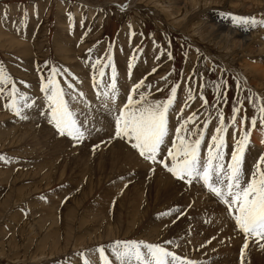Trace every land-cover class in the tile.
Here are the masks:
<instances>
[{"label":"rangeland","instance_id":"1","mask_svg":"<svg viewBox=\"0 0 264 264\" xmlns=\"http://www.w3.org/2000/svg\"><path fill=\"white\" fill-rule=\"evenodd\" d=\"M194 2L198 4L192 10ZM253 3L252 0H0V66L6 68L18 87L28 92L30 102H34L32 108L24 109L28 119H20L3 107L5 101L0 97V154L10 158L9 163L0 161V264H83L81 252L92 264H100L95 252L99 245L105 246L109 258L117 264L108 246L118 239L171 241L166 245L170 250L198 264H239L243 237L234 231V222L226 215L224 205L209 196L196 181L188 185L159 165L152 166L155 170L151 171L149 163L124 141L116 139L107 143L114 112L103 107L105 98L99 93L111 82L113 65L121 100L131 85L142 78L152 86L142 90L150 91L155 99L166 98L171 85H178L176 101L169 111L168 142L174 138L177 122L195 112L196 118L189 128H202L204 120H209L201 146L202 154L206 153L207 141L218 124L217 110L222 109L228 127L225 159L229 160L235 140L239 139V121L236 127L228 124L233 103L243 101L251 117L255 113L245 96L264 97V70L258 68L264 67V26L246 33L252 40H246L241 47L238 35L224 43L221 34L216 41L206 21L213 19L216 10L229 20L231 17L227 14H233L230 9L248 13L243 12L246 8L253 12ZM171 6L184 8L183 17H167L165 14L169 8L172 10ZM193 11L191 24L179 26L185 15L189 17ZM110 45L111 64L106 62ZM90 48L91 53L87 51ZM98 58L104 63L93 69L92 64ZM51 66L67 68L77 78L81 76L74 82L76 90L83 88L91 106L84 109L83 102L70 100V103L78 107L79 119L89 117L87 127L92 131L80 144L58 135L40 115L46 109L42 107L39 79L48 75ZM100 68H104L103 77L99 76ZM153 68L157 69L154 73ZM94 72L99 88L93 86ZM58 79L63 85L64 78ZM222 80L227 81L222 85L227 90V99L217 103L215 85ZM21 81L28 87L21 85ZM189 87L196 98L185 107ZM201 92L207 97L206 106L199 99ZM243 111L242 108L241 114ZM244 127L251 128L250 121ZM257 132L264 134V126L259 121L252 128L246 146L245 172H250L255 160L264 153V137L257 140V135L254 136ZM101 140L106 143L100 144ZM94 144H99L95 150ZM121 148L130 153L132 160L138 159L133 167L127 161L118 160L121 155L117 151ZM108 154L117 155L109 158ZM140 161L144 164L138 165ZM166 184L170 185L168 191L163 187ZM191 187H194L192 192ZM135 207L140 212H134ZM168 210H172L170 215L163 214ZM197 213L205 225L194 216ZM212 217L221 221L216 222ZM198 236L203 237L199 240ZM256 252L264 255V249L250 241L246 264H255Z\"/></svg>","mask_w":264,"mask_h":264},{"label":"snow or ice","instance_id":"2","mask_svg":"<svg viewBox=\"0 0 264 264\" xmlns=\"http://www.w3.org/2000/svg\"><path fill=\"white\" fill-rule=\"evenodd\" d=\"M227 15L231 17L234 25L264 26V17L258 19L255 15L231 13ZM87 51L91 53L92 49ZM112 60L110 45L106 62L111 64ZM101 63L104 61L98 58L92 64V68L96 69ZM128 67L131 70V62ZM156 70L153 68L151 71L154 73ZM104 75V68H100L99 76ZM58 77L64 78L63 85ZM77 79L69 69L51 66L48 75H42L39 79V91L43 94L42 107L46 109L41 111L40 115L47 119L58 135L69 137L73 143L80 144L86 139V135H91L92 129L87 127L86 118H78L80 112L70 103V100L83 102L85 108L90 103L85 99L84 92L76 90L74 82ZM92 79L93 86L99 88L95 72ZM226 83L227 81L222 80L215 85L217 103L226 102L227 90L222 88V85ZM20 84L25 88L28 87L25 81H21ZM151 87V84H146L145 79L142 78L131 85L125 93V98L121 100L117 70L114 65L112 66L111 82L105 85V91L99 93L105 98L102 101L103 107L109 112H114L112 132L107 143L116 139L122 140L134 153L149 163L151 171L155 170L152 166L159 165L174 178L188 185L194 181L200 183L209 196L224 205L226 215L234 222V231L242 235L243 244L239 249V264H246L245 257L250 241L264 249V153L255 160L250 172H245L243 169L251 130L258 121L261 126H264V97L258 94L245 96L244 99L251 103L255 113L251 117H248L243 101L233 103L228 124L236 127L239 121V139L235 140L230 159L226 160L224 148L228 127L222 109L217 110L218 124L210 140L207 141L206 153L202 154L201 146L205 140V129L208 127L209 120H204L202 128L192 129L189 128V124L195 120L196 113L192 112L186 118L182 117L177 122L174 138L169 143V111L176 101L178 85L172 84L166 98L163 99H155L150 91L142 90ZM200 87L202 88L203 85ZM157 91L160 89L157 88ZM0 97L5 101L3 104L5 109L10 110L20 119H28L24 109L32 108L34 102H30L28 92L18 87L14 78L3 66H0ZM195 98L193 90L189 87L184 106L187 107L188 102ZM199 99L203 105L208 104L207 97L202 92ZM242 108L243 114H241ZM180 112H183V108ZM249 121L251 128H245L244 125ZM104 143H106L104 140L100 141V144ZM98 147L99 144L92 145L93 150ZM0 161L9 163L10 158L0 154ZM171 212L172 210H168L163 214L170 215ZM183 214L181 211L180 215ZM171 243V241L157 243L118 239L111 242L108 247L117 264H198L197 261L170 250L166 245ZM95 252L99 255L100 264H114L113 259H110L106 253L104 245H99ZM79 255L84 257L83 264H92L90 258L83 252Z\"/></svg>","mask_w":264,"mask_h":264},{"label":"bare ground","instance_id":"3","mask_svg":"<svg viewBox=\"0 0 264 264\" xmlns=\"http://www.w3.org/2000/svg\"><path fill=\"white\" fill-rule=\"evenodd\" d=\"M252 1H254V3L252 4L253 6H252V10H253V12L251 11V10H249V9H246L245 8V10H243V12H248V13H241V12H238V10H232V9H230L232 12H233V14H235V15H255L258 19L259 18H261V17H264V0H252ZM198 3L197 2H194L192 5H191V7H193V9L192 10H194L195 8V6L197 5ZM240 4V3H239ZM172 7V10H170V8L168 9L169 10V12L167 13V14H165L167 17H170V16H175V18L174 19H178L180 16H182L183 17V12H184V8H182V9H179L178 7H174V6H171ZM186 7H188L187 5H186ZM199 8V7H198ZM189 10H187L186 11V13L188 12ZM196 12V11H195ZM214 12V14H213V19H212V14L210 13V16L209 17H211V21H206L207 23L206 24H208L207 25V29L209 30V31H211V32H213L214 34H215V37H216V41H217V39H219L220 38V36H221V34H223L224 36H223V38H220L221 39V41H224V43H228L229 42V38L231 39V40H233V38H234V36H239L240 38L238 39V41L240 42L239 44H241V47H243V45L244 44H246L247 43V41L246 40H252V38H248V36L246 37V33H249V31L250 30H254L256 27H252V26H250V25H243V24H239V25H234L233 23H232V21L231 20H229L228 19V17L225 15V14H223V13H217V10L216 11H213ZM193 13H194V11L192 12V14H190L189 15V17L187 16V14L185 15V17H184V20L182 21V23L180 22V23H178V25L180 26L181 24L182 25H184V26H188V25H190L191 24V15H193ZM196 15V14H195ZM193 18V17H192ZM177 21V20H176ZM214 21V22H213ZM185 22V23H184ZM184 23V24H183ZM258 26H260V25H258ZM261 28H263V26H260ZM206 29V30H207ZM260 29V28H259ZM201 30V29H200ZM261 30H263V29H261ZM256 31V30H255ZM264 31V30H263ZM262 31V32H263ZM261 32V33H262ZM69 35V34H68ZM261 35H263V34H261ZM260 37V36H259ZM264 37V36H263ZM262 37V38H263ZM259 39H261V38H259ZM264 39V38H263ZM215 41V40H214ZM220 41V42H221ZM259 42V41H258ZM235 45V44H234ZM223 46V45H222ZM227 46V45H226ZM235 46H237V43H236V45ZM248 47V46H247ZM256 49V48H255ZM264 51V50H263ZM262 51V52H263ZM151 52V51H150ZM264 53V52H263ZM263 53H261V54H263ZM260 54V55H261ZM145 58L147 57L146 55H143ZM263 56V55H262ZM256 57H258V56H256ZM116 58H119V57H117L116 56ZM115 59V58H114ZM115 63H117V62H115ZM145 63V61L144 62H142L141 64L143 65ZM147 63V62H146ZM257 63V62H256ZM251 66H253V65H251ZM263 66V65H262ZM256 68V67H255ZM258 68H259V70L261 69L262 71L264 70V67H261V66H258ZM84 70V69H83ZM130 71V70H129ZM81 73V72H80ZM264 73V72H263ZM81 77V76H80ZM80 77H78V78H80ZM83 81H85V80H83ZM86 82V81H85ZM82 83V82H81ZM80 85H82V84H80ZM83 86V85H82ZM88 87V86H87ZM90 88V87H89ZM88 88V90H90ZM82 91H83V88H82ZM85 91V90H84ZM90 93V92H89ZM88 93V94H89ZM87 94V95H88ZM91 94V93H90ZM89 96H92V95H89ZM93 96H94V94H93ZM125 96V95H124ZM88 98V97H87ZM94 98V97H93ZM100 98H102V97H100ZM91 99V98H90ZM89 99V100H90ZM87 100V99H86ZM97 100H99V97H98V99ZM91 102H93L92 100H91ZM100 102V101H99ZM79 103V102H78ZM97 103V102H96ZM75 104V103H74ZM81 104V103H80ZM89 104H91V103H89ZM77 106V105H76ZM82 106V105H81ZM91 105H89L88 107H90ZM76 108H78V107H76ZM80 109H82L81 107H80ZM84 109H86V108H84ZM83 109V110H84ZM95 109V108H94ZM172 109V108H171ZM89 110V109H88ZM104 110V109H103ZM93 112V111H92ZM87 113H88V111H87ZM91 113V112H90ZM83 114V113H82ZM92 114V113H91ZM83 115H85V114H83ZM88 115V114H87ZM90 115V114H89ZM99 116V115H98ZM88 117V116H87ZM86 117V118H87ZM92 117V116H91ZM104 117V116H103ZM89 118V117H88ZM100 118V117H99ZM102 118V117H101ZM85 119V118H84ZM94 119H96V118H94ZM89 120V119H88ZM92 121L94 122V120L92 119ZM96 123H97V121H95ZM94 122V123H95ZM41 123V122H40ZM90 124V123H89ZM109 126V125H108ZM31 127V126H30ZM49 128V127H48ZM112 130V129H111ZM105 133V132H104ZM102 134V133H101ZM108 135V134H107ZM257 135V140H259V139H262L264 136V134H262V133H259V132H257V134H255L254 136H256ZM33 138V137H32ZM56 139V138H55ZM60 142H62V141H60ZM118 144V143H117ZM58 145V144H57ZM50 146V145H49ZM120 147H121V145H120ZM120 147H117V148H120ZM50 148V147H49ZM59 148V147H58ZM47 149V148H46ZM48 150V149H47ZM114 150V149H113ZM117 150V149H116ZM118 150H120V151H117V152H119L120 153V155H121V157H120V159L118 158L119 156H117V158H118V160H120V161H127V162H129L130 164H132V167H133V165H134V163L135 162H137L138 161V159H135V158H133V160H132V158H131V155H130V153L129 152H127V150H123V148H121V149H118ZM60 151H61V149H60ZM63 151V150H62ZM108 151V150H107ZM110 153H111V151H110ZM114 153V152H113ZM102 155V154H101ZM105 155H106V158L108 157L107 156V154L105 153ZM109 155V154H108ZM111 155L112 154H110L109 156V158H111ZM115 155V154H114ZM114 155H112V156H114ZM117 155V154H116ZM116 155H115V157H116ZM103 157H105L104 156V153H103ZM115 157H112V158H115ZM108 158V159H109ZM117 158H115V159H117ZM105 159V158H104ZM110 160V159H109ZM112 160V159H111ZM135 161V162H134ZM143 162V161H142ZM142 162L140 161V164H138V165H141L142 164ZM144 164V163H143ZM142 164V165H143ZM139 168H141V167H139ZM243 168H246L244 165H243ZM128 170V169H127ZM138 170V169H137ZM128 172V171H127ZM135 173V172H134ZM128 174V173H127ZM137 175V174H136ZM130 176V175H129ZM168 176V175H167ZM168 178V177H167ZM157 180H159L158 178H156ZM113 180V179H112ZM124 182V181H123ZM160 182V181H159ZM158 182V183H159ZM164 182V181H163ZM166 182H168V181H166ZM121 183V182H120ZM154 183V182H153ZM177 184V183H176ZM155 185V184H154ZM160 186V185H159ZM177 186V185H176ZM156 187V186H155ZM164 188H165V190L166 191H168L169 189H170V185L169 184H166V185H164L163 186ZM194 187H191V192H192V189H193ZM159 189H160V191H162V187H159ZM110 191V190H109ZM117 191V190H116ZM87 192V191H86ZM107 194H108V192H107ZM164 194V193H163ZM191 194H193V195H195L196 193H191ZM197 194H199V193H197ZM135 195V194H134ZM123 196H125V195H123ZM197 196V195H196ZM199 196H200V194H199ZM186 197V196H185ZM193 197V196H192ZM120 198V197H119ZM174 198V197H173ZM189 198V197H188ZM197 198H198V196H197ZM135 199H137V198H135ZM140 199V198H139ZM138 201V200H137ZM136 202V201H135ZM184 202V201H183ZM198 202H199V200H198ZM197 202V203H198ZM203 202H205V201H203ZM217 203V202H216ZM137 204V203H136ZM202 204H204V203H202ZM201 204V202H200V205H202ZM206 204H207V202H206ZM212 204V203H211ZM123 205V204H122ZM139 205V204H138ZM213 205V204H212ZM212 205H210V206H212ZM215 205V204H214ZM198 206H199V204H198ZM204 206V205H203ZM203 206H201L202 208H204ZM209 206V205H208ZM130 207V206H129ZM128 207V208H129ZM196 207V206H195ZM206 208V207H205ZM133 209V208H132ZM196 209V208H195ZM206 209H209V208H206ZM216 209V208H215ZM219 209V208H218ZM221 209V208H220ZM135 210H137L136 209V207H135V209H134V212H135ZM198 210V209H197ZM203 210H205V209H203ZM202 210V211H203ZM212 210H214L213 208H212ZM212 210H210V211H212ZM138 211V210H137ZM201 210H199V212H200ZM209 211V210H208ZM207 211V212H208ZM209 211V212H210ZM221 211V210H220ZM138 212H140V211H138ZM144 212H145V210H144ZM193 212H195V211H193ZM203 212H205V211H203ZM222 212V211H221ZM141 213H142V211H141ZM196 213V212H195ZM195 213H191V214H195ZM199 213H197V215H194V216H199L198 215ZM201 214H202V212H201ZM200 214V215H201ZM209 214V213H208ZM208 214H206V215H208ZM221 214V213H220ZM220 214H219V216H220ZM203 215V214H202ZM218 215V214H217ZM217 215H216V217H217ZM221 215H223V213L221 214ZM136 216H137V214H136ZM192 216V215H191ZM203 216H205V214L203 215ZM210 216V214L208 215V217ZM213 216H215V215H213ZM218 216V217H219ZM223 216H225V214L223 215ZM200 217V216H199ZM198 217V218H199ZM211 217V216H210ZM217 217V218H218ZM191 218H194L193 216L191 217ZM197 218V222H198V220L199 219H201L202 220V217L201 218H199L198 219ZM204 218H206V216L204 217ZM214 217H212L211 219H213ZM221 218V220L223 219L222 218V216L220 217ZM219 218V219H220ZM226 218V217H225ZM224 218V220L226 221V219ZM116 219V218H115ZM195 219V218H194ZM210 219V218H209ZM209 219H208V221H209ZM215 219V218H214ZM218 219V220H219ZM205 220V219H204ZM221 220H219V221H221ZM224 220L222 221V222H224ZM117 221V220H116ZM211 221V220H210ZM210 221H209V224H211L210 223ZM214 221V220H213ZM215 221H216V219H215ZM219 221H216V222H219ZM196 222V220L194 221V223ZM201 222V221H200ZM200 222H198V223H200ZM226 222H228V221H226ZM214 223V222H213ZM202 224H204L205 225V223H203V220H202ZM202 224H200V225H202ZM206 224H208V223H206ZM218 224V223H217ZM226 224V223H225ZM220 225V224H219ZM223 225V224H222ZM229 225V224H228ZM146 226H149V224L147 223L146 224ZM194 226V225H193ZM210 226V225H209ZM225 226V225H224ZM197 227V226H196ZM204 227V226H203ZM182 228H185V231H186V227H182ZM195 228V226L193 227V229ZM199 228V227H198ZM205 228V227H204ZM211 228V227H210ZM192 229V228H191ZM214 229V228H213ZM213 229H211V230H213ZM149 230H150V228H149ZM189 230V229H188ZM197 230V229H196ZM216 230V229H215ZM233 230V229H232ZM116 231V230H115ZM195 231V230H194ZM200 231V230H199ZM202 232H203V230H201ZM200 231V232H201ZM117 232V231H116ZM187 232V231H186ZM199 232V233H200ZM206 232V231H205ZM209 232V231H208ZM230 232H231V230H230ZM113 233V232H112ZM115 233V232H114ZM194 233V232H193ZM196 233V232H195ZM198 233V232H197ZM204 233V232H203ZM210 233V232H209ZM228 233V232H227ZM202 234V233H201ZM206 234V233H205ZM205 234H203V236L205 235ZM229 234V233H228ZM234 234V233H233ZM114 235V234H113ZM112 235V236H113ZM191 235H193V234H191ZM198 235V234H197ZM209 234H207V236H208ZM220 235V234H219ZM107 236V235H106ZM110 236V235H109ZM111 236V237H112ZM148 236H150V237H152V235L151 234H149ZM194 236H195V238L197 237L196 236V234H194ZM202 236V237H203ZM149 237V238H150ZM159 237V236H158ZM200 236H198V238H199ZM202 237H200V239L199 240H201V238ZM206 237V236H205ZM204 237V238H205ZM230 237V236H229ZM238 237H240L239 235H238ZM147 238V237H146ZM166 238V237H165ZM192 239H193V237H191ZM194 238V239H195ZM205 239H207V237L205 238ZM220 239V238H219ZM238 239V238H237ZM236 239V240H237ZM152 240V239H151ZM198 240V239H197ZM231 240H233V239H231ZM235 240V241H236ZM206 241H208V240H206ZM193 242H194V240H193ZM200 242V241H199ZM204 242H205V240H204ZM231 242H233V241H231ZM206 243V242H205ZM239 243V242H238ZM192 244V243H191ZM201 244V243H200ZM241 244V243H240ZM243 244V243H242ZM198 246H199V243L197 244ZM202 245H203V243H202ZM201 245V246H202ZM227 245H229V244H227ZM231 245V244H230ZM233 245H235V244H233ZM172 246V245H171ZM197 246V247H198ZM215 246V245H214ZM237 246V245H236ZM253 247H254V245H252ZM203 247V246H202ZM240 247V246H239ZM177 248V247H176ZM205 248H207V247H205ZM210 248V247H209ZM213 248V247H212ZM180 250H181V248H179ZM200 249H202L201 247H200ZM224 249H226V248H224ZM229 249V248H228ZM232 249V246H231V248H230V250ZM180 250H179V252H180ZM206 250V249H205ZM262 250V249H261ZM195 251H197V250H195ZM198 251H199V249H198ZM228 251V250H227ZM199 252H202V251H199ZM198 252V253H199ZM204 252V251H203ZM206 252V251H205ZM229 252V251H228ZM207 253V252H206ZM201 254V253H200ZM203 254H205V253H203ZM248 254V253H247ZM262 254H264V253H262ZM206 256H207V254H205ZM204 255V256H205ZM184 256V255H183ZM203 256V257H204ZM205 256V257H206ZM247 256V255H246ZM194 257V256H193ZM200 256H198V258H199ZM204 257V258H205ZM213 257V256H212ZM255 259H254V261H255V264H264V255L263 256H261L260 255V253H255ZM200 258H202V257H200ZM203 258V259H204ZM207 258H208V256H207ZM227 258V257H226ZM234 259V258H233ZM252 260V259H251ZM251 262V261H250Z\"/></svg>","mask_w":264,"mask_h":264}]
</instances>
